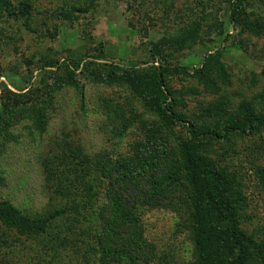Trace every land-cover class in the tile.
Here are the masks:
<instances>
[{
	"label": "trees",
	"instance_id": "1",
	"mask_svg": "<svg viewBox=\"0 0 264 264\" xmlns=\"http://www.w3.org/2000/svg\"><path fill=\"white\" fill-rule=\"evenodd\" d=\"M221 4L228 7L229 24L235 29L258 38L264 36V11L260 13L264 0H256L254 11L248 10L244 0H221ZM33 11L31 0H0V21H29ZM87 11L73 4L56 15L72 23L77 18L75 13ZM200 27L194 22L174 37L151 42L150 59L141 64L144 68L126 69L90 60L49 64L62 74L53 77V86L61 84L75 90L79 86L77 71L89 78L103 70L106 77L101 75V81L126 88L158 119L166 137L155 130L152 138L134 143L130 153L114 160L106 153L88 158L81 149L73 150L65 143L43 163L53 191L64 201L62 206L29 215L0 199L2 229L19 240L46 239L51 264L60 263L62 253L67 252L84 257L85 264H170L148 241L137 213L138 207L164 209L179 217L180 227H186L193 264H264V238L248 236L241 229L242 222L249 220L243 181L238 173L218 162V157L225 161L231 155L237 157V139L260 135L264 130V89L259 102L242 101L234 106L224 94L230 81L223 50L208 53L191 71L174 63L176 55L204 39ZM218 27L216 20L214 28ZM243 44L239 41L234 46L241 51ZM102 48L100 44L94 50L96 61L103 59ZM24 63L28 66L29 62ZM180 75L196 81L202 93L215 98L188 108L185 97L200 93L183 86L176 89L173 80ZM26 93H10L13 103H0V136L6 140L13 121H29L39 133L46 129L49 94L42 106ZM107 114L117 124L118 137L133 123L119 106L113 110L107 107ZM255 175L264 194V169H256ZM98 187L103 190L99 205L95 194ZM64 228L68 234L62 233Z\"/></svg>",
	"mask_w": 264,
	"mask_h": 264
},
{
	"label": "rangeland",
	"instance_id": "2",
	"mask_svg": "<svg viewBox=\"0 0 264 264\" xmlns=\"http://www.w3.org/2000/svg\"><path fill=\"white\" fill-rule=\"evenodd\" d=\"M31 2L34 11L29 21H0V103L10 105L13 103L10 93L26 92L42 106L47 93L51 100L46 108L44 133L34 131L31 123L24 120L13 121L7 140L0 136V199L23 213L41 215L62 206L64 201L53 191L43 163L62 150L65 143L73 150L81 149L88 158L106 153L114 160L130 153L134 143L152 138L155 130L166 137L158 119L149 114L142 102L133 98L126 88L109 86L101 81V75L105 76L103 70L102 73L93 72L89 78L77 71L75 79L79 86L75 90L61 84L53 86V77L60 78L62 74L49 68L50 63L90 60L126 69L132 66L144 68L141 64L150 59L151 42L174 37L186 31L187 26L199 22L204 39L176 55L173 62L191 71L208 53L223 50V62L230 81L224 94L234 106L242 101L259 102L264 89V36L242 34L240 29L229 24V10L221 0ZM244 2L249 11L255 10L256 0ZM73 4L86 7L87 13H75L77 18L72 23L56 15L65 6ZM260 8L262 13L264 8ZM215 19L220 25L217 29L214 28ZM261 25L264 26V19ZM239 41L244 42L241 51L234 46ZM100 44L103 59L96 61L94 50ZM25 61L29 62L28 66ZM173 85L176 89L182 86L194 88L200 93L185 97L188 108L194 109L198 103L215 98L202 93L196 81L183 79V75L174 78ZM116 106L133 121L121 137L115 130L117 124L111 122L107 114V107L113 110ZM169 142L172 147V141ZM235 144L237 157L231 155L226 161L218 157V162L238 173L245 186L249 220L242 222V231L248 236L264 238V194L255 175L256 169H264V130L260 135L237 139ZM95 194L99 205L103 201L102 188L98 187ZM137 213L145 236L160 255H165L170 264H193L188 231L185 226H179L177 215L164 209L144 207H138ZM60 229L63 230L62 226ZM64 232L67 233L65 228ZM44 242L48 241L41 238L19 240L12 232L0 227V264H51L50 244ZM65 254L68 256L64 257ZM65 254L62 253L58 264H85L84 257L74 256L71 252Z\"/></svg>",
	"mask_w": 264,
	"mask_h": 264
}]
</instances>
